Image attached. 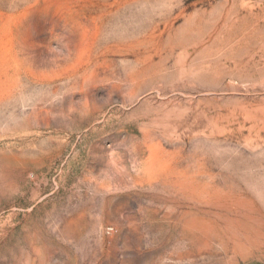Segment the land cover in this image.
Instances as JSON below:
<instances>
[{
	"label": "rangeland",
	"instance_id": "374dc122",
	"mask_svg": "<svg viewBox=\"0 0 264 264\" xmlns=\"http://www.w3.org/2000/svg\"><path fill=\"white\" fill-rule=\"evenodd\" d=\"M0 264H264V0H0Z\"/></svg>",
	"mask_w": 264,
	"mask_h": 264
}]
</instances>
